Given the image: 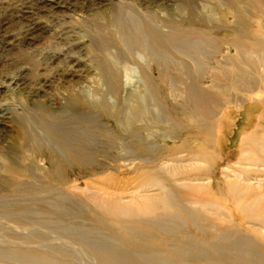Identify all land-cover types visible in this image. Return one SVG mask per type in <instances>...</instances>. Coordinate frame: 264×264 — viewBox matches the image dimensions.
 <instances>
[{
    "label": "rangeland",
    "instance_id": "obj_1",
    "mask_svg": "<svg viewBox=\"0 0 264 264\" xmlns=\"http://www.w3.org/2000/svg\"><path fill=\"white\" fill-rule=\"evenodd\" d=\"M233 10L247 21L244 23L254 37L249 42L259 43L261 39L259 44L263 48L264 17L245 6L243 0H0V112L9 114L5 119L0 118V241L20 234L27 226L33 227L25 220H40V214L51 211L54 204L53 207L74 212L84 209L87 203L107 201L113 196L121 197L120 205H129L136 192L132 184L139 178L134 174L136 170L163 165L173 171L176 166L170 160L174 156L182 160V165L176 168L178 172L198 176L195 182L180 185L211 193L218 184L224 196L230 182L237 179L243 185L240 174L248 173V178L256 179L249 182L255 188L253 196L261 195L264 200V177H260L264 168L235 164L237 148L228 144L229 140L222 146L227 152L232 150L236 157L220 165L216 159L221 153L218 144L214 147L218 135L224 132L222 139L233 138L241 122V112L234 104L225 108L227 111L214 122L226 123L221 131L182 117L180 112L175 115L173 109L181 108L187 98L185 83L191 79L184 74L182 65L189 60L170 51L157 58L148 45L149 40L144 38L148 37L144 35L145 26L164 37L178 38L173 31L178 26L194 31L204 29L206 25L200 24L204 21L221 27V19L242 32L243 26L232 18ZM223 14H229L228 18ZM221 31H213L219 50L205 47L194 58L204 60L203 87L207 90L213 85L212 78L220 75L221 70L224 72V63L240 61V55L219 41L224 35ZM245 69L248 79L257 81L253 91L262 92L257 94V100L264 99V70ZM228 83L220 85L225 88ZM240 90L232 89L226 96L238 102V96L246 92L244 88ZM259 106L264 108V103ZM207 146L213 160L216 159L211 165L189 162L191 156ZM132 155L137 159L132 161ZM75 159L85 161L80 164ZM147 159L154 161L143 162ZM187 207L191 206L187 204ZM33 212L39 213L38 216ZM204 213L213 219L206 228L211 236H202L187 227L188 235L183 242L191 251L188 256L203 257L204 249L209 254L212 248H218L219 260L263 264L264 243L248 235L253 231L249 225L232 223L230 213L223 214L224 211ZM19 214L25 220L15 222L13 218ZM252 229L264 235V229ZM205 242L215 246H206ZM260 251L263 256L257 255Z\"/></svg>",
    "mask_w": 264,
    "mask_h": 264
},
{
    "label": "bare ground",
    "instance_id": "obj_2",
    "mask_svg": "<svg viewBox=\"0 0 264 264\" xmlns=\"http://www.w3.org/2000/svg\"><path fill=\"white\" fill-rule=\"evenodd\" d=\"M243 2L245 6L253 8L258 16L264 17V0H243ZM233 12H235V14L232 15V18L235 19L234 21H236V24L243 26V33L232 27L229 22L226 23L221 19V27H213L212 23L204 21H201L200 24L206 25V27L194 31L188 27L178 26L176 30H173L178 38L164 37L157 33L156 30L151 29L149 26H145V28L143 25L146 33H144V35L148 36L144 38L149 40L148 45L150 44L157 58L164 57V55L170 51L173 52V54L177 53L187 57V60H189V62L184 61L182 65L184 74L191 79L188 83H185L186 87L184 90H186L185 96L187 97H185V106L182 105L181 108H174L173 112H175V115L180 112L182 117H190L194 122L210 124L215 130H217L218 127L221 131L226 123H221V121H219V123L217 121L216 124L214 123L215 120H218V116H220L221 113L226 112V109L231 104H234L235 108L241 112V122L233 136L235 139L233 140L232 136L231 139H229V137L227 138V136L222 139L224 135L223 132V135H218V139L214 143V147L218 144L219 147L217 148L221 150V153L216 157L219 165L223 161L236 157L232 154L234 153L232 150L230 151L231 153L227 152L224 150L226 148L222 146L223 142L229 140L228 144L237 148L236 153H238V160L235 164L253 168H264V108L261 109L259 106L260 103H264V99L257 100V94L261 92L256 90L257 93H255L253 91V87L256 86L257 81H250L245 74V68L247 67L250 70L255 67L264 70V47L262 48L260 45L261 39H259L260 44L249 42V40H254V37L248 30L250 27L245 25L246 23H244V21L246 20L242 18L239 13L236 14V10H233ZM228 16L229 14H223L224 18H228ZM214 30H222L221 32H224V35L219 41L224 44L226 49L234 50L238 56L240 55V61L233 60L231 64L224 63V67L222 68L225 69L223 70L224 72L221 70L220 75H216L212 78L213 85L207 90L203 87V83L206 81L202 63L204 60H194V58L201 55V50L205 47H212L217 51L219 50L216 38L214 39ZM186 34L187 37L185 36ZM236 37L244 41H236ZM145 41L147 40L145 39ZM202 55L204 56V54ZM205 58L206 56H204V59ZM229 65L233 66L229 67ZM228 71L232 72L228 73ZM225 81L229 83L226 84L227 86H225V88H222L223 86L221 87L220 83H224ZM241 83L242 85H240ZM242 88H244L246 92L244 96H238V102H234L233 98H231L232 96H226L232 89L233 91H239ZM238 98L236 96L237 100ZM140 111L142 112L141 109ZM8 116L9 114L7 111L0 112V118L5 119ZM254 116L256 120L253 118ZM250 128L253 129L249 132L248 130ZM245 132L247 133L245 134ZM173 150L177 151V148ZM127 152L129 153V151ZM198 152L200 153L191 156L192 158L190 157L191 159L189 162L199 161L211 165L216 160H213V154L208 146L207 148L200 149ZM136 159L137 156L132 155L131 160L134 161ZM75 161L81 164L84 163L85 160L75 159ZM146 161L150 163L154 161V159H147L143 162ZM170 161L176 166L173 171L167 168L165 169L163 165V167L160 165H153L152 167H143L139 171L136 170L134 174L137 173L136 175H139V180H136L134 177L136 181L133 182L134 184H132V186H136L135 191L137 193L133 190L131 191V193L134 192L135 194L132 195L131 204L129 205L122 206L119 203L121 197L110 196L107 201L97 200L96 202H92V205L84 203V209H79L74 212L68 211L69 209L62 210L59 209V207H53L56 205L54 204L52 210L41 213V219L37 221L25 220L22 214H19L20 216H15L13 218L15 222L25 220V222L29 225L31 224L33 227L27 226L22 229L20 234L13 235L8 240L5 238L6 240L0 241V264H234L232 261L227 260L229 259L227 256L225 257L227 258L226 260L221 257L222 260H219V258L216 257L218 255L216 251L218 248L215 250L212 246V251H210L209 254H207L208 251L204 249L206 253L203 252V257L193 256L192 254L188 256V253L191 251L188 250L189 248H187L183 242V240L187 238L186 235H188L187 227H190V231L202 233V236H211L206 228L208 224L212 223L213 219L206 216L204 212L221 213V211H224L226 213L223 214L230 213L228 214L230 218L226 216L231 222L233 221L232 223L238 221L249 225V230L253 231L248 232V235L250 234V236H254L253 238L256 239V241L264 243V235L252 229H264V200H262L261 195L253 196L252 191L255 188L249 183L256 179L248 178V173H241L239 178H241L245 184L242 185V183H240L241 181L237 179L236 181L230 182L224 196L221 195L223 192L222 187L218 184L215 185V188H212L213 191L211 190V193H203L201 190L199 191V189L202 188H189L180 185L181 183L195 182L198 176H193L186 172H178L176 168L182 165V160L175 156L172 157ZM209 174L212 175V173ZM260 177H264V175ZM120 184L122 185L123 183ZM223 184L225 185V183ZM238 184L241 186H237ZM123 185L125 186V184ZM119 189L120 186L118 191L121 192ZM118 191L117 193L120 194ZM126 191L128 192V190ZM57 201L56 203H58ZM187 204L191 207H187ZM50 205H48L49 209ZM99 209H103V212H100ZM36 214L34 213L33 215L36 216ZM25 215L26 214H24V216ZM10 216L13 217L12 215ZM218 216L220 217V214H218ZM222 220L225 219L223 218ZM229 220L227 222H229ZM234 228L235 227H233V229ZM120 229L124 231L120 232ZM210 229H212V227H210ZM244 233H246V231ZM110 234H113V236L110 237ZM214 235L216 237L218 236L216 234ZM211 238L212 237L208 239L211 240ZM217 239L219 240V238ZM212 240L214 239L212 238ZM192 241L194 240L192 239ZM198 243L200 242L198 241L197 245ZM207 243H210V241ZM207 243L205 242L204 245L215 246V244L209 245ZM232 243L235 245L234 242ZM226 244L229 243L226 242ZM249 244L251 245V243ZM190 247H192V245ZM238 247L239 245L236 248ZM197 248L195 250H197ZM211 248L207 249L211 250ZM223 251L218 253H222ZM237 252H234V254H238ZM258 254L261 255V251L260 253L258 252L257 255ZM228 255L230 254L228 253ZM240 256H242V254H240ZM263 259L264 258H262V260ZM245 263L246 261L244 264Z\"/></svg>",
    "mask_w": 264,
    "mask_h": 264
}]
</instances>
